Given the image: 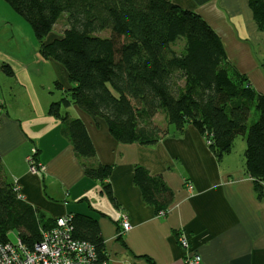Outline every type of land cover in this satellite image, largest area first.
Wrapping results in <instances>:
<instances>
[{"label":"crops","instance_id":"0c3cea01","mask_svg":"<svg viewBox=\"0 0 264 264\" xmlns=\"http://www.w3.org/2000/svg\"><path fill=\"white\" fill-rule=\"evenodd\" d=\"M170 1L199 14L221 38L229 65L264 94V32L248 0ZM19 3L0 0V159L24 201L53 219L94 216L107 264H182L179 232L189 250L200 255V264H264V196H257L244 171L245 139L238 138L220 160L208 138L190 124L181 135H167L153 145L120 143L102 118L70 104L66 110L84 124L97 160L112 165L111 200L101 188L105 181L85 174L54 114L58 107L64 110L58 103L70 87L68 74L39 49L28 5L23 12ZM4 65L12 76L1 69ZM33 154L36 171L27 161ZM135 165L161 175L172 190L166 211L156 212L144 202L133 181ZM123 215L131 224L125 232Z\"/></svg>","mask_w":264,"mask_h":264},{"label":"trees","instance_id":"16d2710c","mask_svg":"<svg viewBox=\"0 0 264 264\" xmlns=\"http://www.w3.org/2000/svg\"><path fill=\"white\" fill-rule=\"evenodd\" d=\"M27 5L39 49L62 64L70 81L58 103L64 110L58 107L54 114L85 174L105 181L107 197L113 200L107 182L112 165L97 160L84 124L66 110L70 104L102 118L120 143L153 145L181 135L190 124L220 160L244 138V171L257 196H264V94L229 65L221 38L199 14L170 0H27ZM248 5L264 32V0ZM58 23L59 35L47 41ZM1 69L13 75L9 66ZM34 165L39 169L35 158ZM133 181L156 212L173 201L161 175L135 165ZM20 195L0 159V242L11 241L14 231L32 249L55 219ZM66 218L72 237L88 241L97 262L107 261L97 219L81 213Z\"/></svg>","mask_w":264,"mask_h":264},{"label":"built area","instance_id":"2783aa9c","mask_svg":"<svg viewBox=\"0 0 264 264\" xmlns=\"http://www.w3.org/2000/svg\"><path fill=\"white\" fill-rule=\"evenodd\" d=\"M27 160L34 170V158L30 155ZM186 183V187L191 189V185ZM120 225L123 232L131 228L124 215ZM179 241L184 250L183 264H200V255L189 250V241L183 232ZM0 264H107V261L97 262L94 247L88 241L73 238L66 216H59L51 228L42 232L41 240L32 249L18 238L15 242H0Z\"/></svg>","mask_w":264,"mask_h":264},{"label":"rangeland","instance_id":"374dc122","mask_svg":"<svg viewBox=\"0 0 264 264\" xmlns=\"http://www.w3.org/2000/svg\"><path fill=\"white\" fill-rule=\"evenodd\" d=\"M19 5L20 6H22L23 8H22V10H23V12H25V9H26V5H27V1L26 0H20V3H19ZM60 25H62V23H58L57 25H56V27H55V30L53 31L54 33H53V37H55V36H58L59 35V30L61 29V26ZM210 26V25H209ZM56 34V35H55ZM102 35H106L107 34V32H103V33H101ZM177 46H180V45H177ZM81 109V108H80ZM83 110V109H82ZM86 112V111H85ZM157 118L158 119H160V120H163V118L159 115V117L157 116ZM154 119V118H153ZM162 124V127L164 126L165 127V125H168V124H165V122H163V123H161ZM153 125L154 126H159V122H158V120H153ZM171 126V125H170ZM160 127V126H159ZM169 128V127H168ZM182 236V234H181V232H179L177 235H176V240H177V243H178V245H179V247H181L180 246V241H179V239H180V237ZM9 239L12 241V242H15V240H16V234H15V232L14 231H11L10 233H9ZM181 250H183V248H181Z\"/></svg>","mask_w":264,"mask_h":264},{"label":"bare ground","instance_id":"6f19581e","mask_svg":"<svg viewBox=\"0 0 264 264\" xmlns=\"http://www.w3.org/2000/svg\"><path fill=\"white\" fill-rule=\"evenodd\" d=\"M29 167H30V169H31V166L29 165ZM32 171H36V170H38L36 167H35V169L33 170V169H31ZM161 212V211H160ZM57 218V217H56ZM56 218H55V220H56ZM119 233H123V232H119Z\"/></svg>","mask_w":264,"mask_h":264},{"label":"clouds","instance_id":"9594fccd","mask_svg":"<svg viewBox=\"0 0 264 264\" xmlns=\"http://www.w3.org/2000/svg\"><path fill=\"white\" fill-rule=\"evenodd\" d=\"M183 264V263H182Z\"/></svg>","mask_w":264,"mask_h":264}]
</instances>
